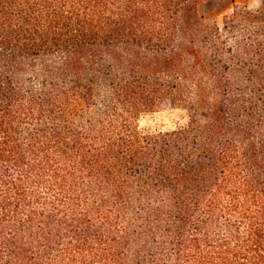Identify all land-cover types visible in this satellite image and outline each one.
<instances>
[{"label": "trees", "instance_id": "trees-1", "mask_svg": "<svg viewBox=\"0 0 264 264\" xmlns=\"http://www.w3.org/2000/svg\"><path fill=\"white\" fill-rule=\"evenodd\" d=\"M202 1L0 0V264H264V2Z\"/></svg>", "mask_w": 264, "mask_h": 264}, {"label": "rangeland", "instance_id": "rangeland-1", "mask_svg": "<svg viewBox=\"0 0 264 264\" xmlns=\"http://www.w3.org/2000/svg\"><path fill=\"white\" fill-rule=\"evenodd\" d=\"M263 2L264 0H203L200 11L207 18L219 22L222 15L234 5L257 8ZM184 119V112L178 109L156 111L143 115L139 120V128L149 132L166 131L181 125Z\"/></svg>", "mask_w": 264, "mask_h": 264}]
</instances>
